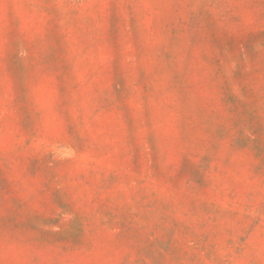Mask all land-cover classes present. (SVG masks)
Segmentation results:
<instances>
[{"label":"rangeland","instance_id":"rangeland-1","mask_svg":"<svg viewBox=\"0 0 264 264\" xmlns=\"http://www.w3.org/2000/svg\"><path fill=\"white\" fill-rule=\"evenodd\" d=\"M0 264H264V0H0Z\"/></svg>","mask_w":264,"mask_h":264}]
</instances>
